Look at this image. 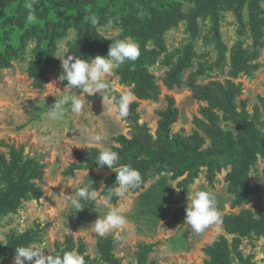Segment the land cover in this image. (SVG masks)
<instances>
[{
    "label": "rangeland",
    "instance_id": "374dc122",
    "mask_svg": "<svg viewBox=\"0 0 264 264\" xmlns=\"http://www.w3.org/2000/svg\"><path fill=\"white\" fill-rule=\"evenodd\" d=\"M28 1L31 4L51 2ZM11 2L0 0V7L7 9ZM110 2L97 0V6L103 9ZM179 2L180 11L186 15L194 8L189 2ZM61 8L58 7L57 11H63ZM218 13L217 25L211 16L198 18L195 25L186 18H179L176 26L164 32L160 43H146L145 51L155 50L152 52L154 59L146 66L154 92L151 98L146 99L134 94L130 108L133 106L138 116L136 122L129 118L131 111L123 121L110 115L102 98L97 96L99 94L88 98L89 111L77 116L69 110L62 121H50L46 110L52 107L60 96L59 91L62 92L67 84L58 79L63 74L60 59L64 54H73L80 31L75 27L64 28L62 23L60 28L50 29L52 31L47 33L40 27L33 30L32 26L27 28V32L20 30L18 34L13 22H9L6 30V24L2 25L5 35L10 37L14 57L12 68L0 69V159L9 165L10 151L14 150L22 158L19 169L14 173L15 180L23 178L22 168L29 166L30 161L40 167L41 179L27 182V187L37 190L38 199L27 193L15 212L0 218V248L7 246L10 238L28 234L33 237L32 242L45 244V255L56 254L61 249H75L85 254L86 264H106L98 248L99 242L106 241L111 242V252L121 264H205L211 258L206 248L223 237V251L228 254L230 264H240L238 254L250 258V264H264V235L252 233L239 237L228 234L223 223L196 233L184 224L191 186L214 193L220 217L242 213L255 220L264 217V158L259 154L247 174V183L253 187L248 203L232 207L236 197L228 188L230 167L222 168L212 182L207 179L206 169L201 168L184 196L182 182L186 175L175 177L172 172L163 171L146 178L126 198H113L112 203L122 208L128 224L104 237L91 229L98 216L104 214L101 206L87 201L84 202L85 208L77 213L75 209L64 207L63 197L59 198L62 193L75 192L80 181H92L93 189L100 190L101 194L111 184L107 181L114 174L111 169H82L72 175L69 172L70 166L77 164V154L87 148L99 151L97 145L88 142V138L101 131L108 133L106 146L113 150L120 147L116 139H132L134 125H145L148 133L156 139L158 122L175 108L177 115L169 124V137L187 139L197 133L198 139L203 140L198 149L203 151L210 148V139L198 128L196 121L230 133L234 138L242 134V126L253 122L257 114L259 122H264V0H248L241 16L230 4H225ZM5 18L0 14V21ZM117 28L121 31L116 32ZM96 33L109 42L128 36L115 24L112 28L106 25L98 27ZM59 35L63 36L55 40ZM52 41L55 42L53 55L58 65L48 68L44 75L45 84L35 88L27 76V69L41 53H45ZM240 41L243 42L242 52L250 56V68L234 74L236 67L232 66L231 56ZM99 47L102 49L100 56L106 57L107 45V49ZM94 56L96 54L91 50L88 57ZM116 71L105 77L111 92L117 96L129 90L134 93L132 85L120 83ZM227 82L240 90L233 103L240 121L230 113L209 108L201 96L205 92L215 95L226 92ZM202 109L207 116L214 113L217 119L206 118L201 113ZM148 159L144 157L143 160ZM4 190L0 182V192ZM174 220L178 222L171 226ZM14 256L15 253L1 257L0 264H14Z\"/></svg>",
    "mask_w": 264,
    "mask_h": 264
},
{
    "label": "trees",
    "instance_id": "16d2710c",
    "mask_svg": "<svg viewBox=\"0 0 264 264\" xmlns=\"http://www.w3.org/2000/svg\"><path fill=\"white\" fill-rule=\"evenodd\" d=\"M194 5V8L186 15L180 11L181 3L179 0H111L105 8L97 6V0H55L49 3L40 2L29 3L28 0H12L9 8L0 7V14L6 18L0 21V69L12 68L11 60L14 57V49L9 43V36L5 35L2 29L9 22H13L16 32L20 34V30L27 32V28L35 30L52 31L50 29L60 28L64 23V28L75 27L80 31L79 41L74 47L71 55L81 56V58H89L88 54L92 50L94 54L100 55L102 46L109 49L111 42L104 41L102 37L97 35L96 29L105 26L108 20H112L113 24L121 27L128 36H133L140 45V56L134 62H127L116 71L119 76L120 83L124 85H132L134 94L138 98H151L154 92V86L146 72V66L153 59V51H145V45L148 41L155 44L160 43L164 32L177 25L179 18H186L193 25L196 24L198 18L211 16L214 24L217 25L219 10L225 4L235 6V12L241 16V11L248 0H182ZM61 3V5H58ZM29 5L31 7H29ZM63 11H57L61 7ZM116 8L115 11L111 10ZM34 13L35 21L29 22L27 16ZM256 25V24H255ZM254 25V26H255ZM193 27V26H191ZM63 35L55 36L57 38ZM46 38V37H45ZM157 41V42H156ZM219 43V39H218ZM240 41L238 48L231 56L233 65L236 67L234 74L247 71L250 68V56L247 52H242ZM107 45V48H106ZM96 46V48H94ZM55 42L52 41L48 47V51L41 53L37 60L27 69V76L32 80L35 88H41L46 79L44 75L48 68L58 65V61L53 55ZM153 52V53H152ZM252 67V66H251ZM228 89L226 92L215 95L206 93L203 100L208 103L209 108L215 107L219 111L230 113L239 121L240 116L235 113V105H233L240 90L235 88L230 82H227ZM219 88L222 87L219 85ZM115 94V93H113ZM116 95V94H115ZM100 96V95H97ZM132 113L129 118L132 122H136L138 116L134 113V107L129 109ZM201 113L209 119H217L212 113L206 115L205 109ZM177 115V110L166 113L158 122L159 130L156 139L149 133L145 125H134V134L131 140L124 137L116 139L120 145L114 151L119 153L120 164H130L139 170L142 181L146 178L154 176L160 172H172L175 177L186 175L182 182V196L185 195L186 189L192 184L197 177L201 168H205L207 179L212 182L215 174L220 172L222 168L230 167L232 172L228 174V188L235 195V201L232 207H240L248 203L253 192V187L247 183V174L255 163L256 155L264 158V122H259V115L253 122L245 123L242 126V134L234 138L230 133H223L220 129H214L206 123L196 121L198 128L210 139V148L199 151V146L203 144V140L198 139L197 133L187 139L170 138L168 135L169 124ZM210 122V121H209ZM134 124V123H133ZM259 125V126H257ZM98 154L96 149H85L82 153L77 154V164L71 165L69 172L72 175L76 170L97 169L95 158ZM11 162L6 164L4 159H0V182L4 187V191L0 192V218L16 211L17 206L22 199L28 194H33L38 199L39 194L34 187H27V182L33 179H41L40 167L30 161L29 166L25 165L22 170L23 178L15 180L14 173L19 169L22 158L14 150L10 151ZM144 157L149 158L144 161ZM143 160V161H141ZM108 168H102L104 170ZM111 184L115 183V173L111 178L107 179ZM225 227V232L239 237H245L250 234L255 236L264 235V217L258 220L253 219L249 214L244 215H225L221 217ZM178 221L171 222L174 226ZM7 246L0 248V258L12 255L15 247L26 245L33 241V237L24 234L19 237H12ZM225 239L220 237L211 247L206 248V252L211 258L205 264H230L229 256L223 251ZM99 254L106 264H121L111 252V242L98 243ZM240 264H250V258H243L238 254Z\"/></svg>",
    "mask_w": 264,
    "mask_h": 264
},
{
    "label": "clouds",
    "instance_id": "9594fccd",
    "mask_svg": "<svg viewBox=\"0 0 264 264\" xmlns=\"http://www.w3.org/2000/svg\"><path fill=\"white\" fill-rule=\"evenodd\" d=\"M35 19L34 13L30 12L27 20L32 22ZM106 27L112 28L113 21L108 20ZM115 31L121 30L117 28ZM140 54V45L131 36L111 41L106 57L96 55L92 58H81V56L64 54L60 59L63 74L58 79L66 81L67 84L62 92L59 91L60 96L56 98L52 107L46 110L47 118L53 122H60L69 110L77 116L81 115L89 111L88 98L99 94L108 113L115 115L121 121L125 120L129 115L130 105L134 101V93L129 90L119 96L113 94L105 77L112 75L126 62L136 61ZM108 141L109 136L106 131L93 134L88 138L89 143L99 148L95 158L97 170L105 167L111 169L115 173V183L105 188L106 191L101 194L100 190L93 189L92 181H80L75 192L62 193L59 196V198L63 197L64 207L75 209L77 213L85 208L84 202L87 201H93L101 206L104 214L98 216L91 225L92 231L100 237L125 228L128 224L127 216L121 207L112 203L113 198H126L127 194L138 188L142 182L138 169L130 164L119 163V153L106 146ZM185 214L184 224L196 233H202L209 226L222 223L214 193L195 186H191L187 195ZM45 247L44 243L36 242L15 247L14 264H26V262L28 264H86L85 254L78 250L61 249L56 254L45 255Z\"/></svg>",
    "mask_w": 264,
    "mask_h": 264
}]
</instances>
